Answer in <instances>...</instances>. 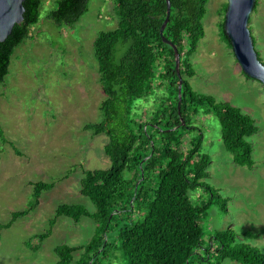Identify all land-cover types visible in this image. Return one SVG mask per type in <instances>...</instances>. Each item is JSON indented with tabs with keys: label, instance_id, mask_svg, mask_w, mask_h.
<instances>
[{
	"label": "rangeland",
	"instance_id": "obj_1",
	"mask_svg": "<svg viewBox=\"0 0 264 264\" xmlns=\"http://www.w3.org/2000/svg\"><path fill=\"white\" fill-rule=\"evenodd\" d=\"M59 1H42L32 37L15 50L9 74L0 84V126L20 152L18 155L9 144L0 142V225L9 223L13 213L28 210L34 183H55L52 190L41 194L35 210L0 231V264H56L57 246L86 245L97 227L90 218L76 223L60 217L49 238L39 243L34 237L48 232L60 205H82L94 214L95 206L80 193L84 170H108L111 165L104 152L108 136H95L84 127L101 120L104 94L94 42L100 32L117 28L114 4L112 0H89L88 11L74 26H67L48 17ZM226 2L209 0L203 19L205 37L190 56L195 76L186 79L197 95L228 103L254 120L259 131L248 141L255 164L249 169L234 163L223 145L221 124L205 103L189 107L191 126L197 130L186 131L182 148L187 150L188 142L201 133L203 153L211 158L206 182L218 190V200L201 219L204 246L210 247L216 232L232 229L241 242L264 254V86L243 73L232 49L219 37ZM258 2L249 29L264 62V0ZM157 82L160 88L137 102L140 116L164 110L176 98L167 82ZM151 181L149 186L154 189L157 180L153 176ZM211 196L202 188L190 193L196 207H202ZM126 217L128 213L123 219ZM133 217L142 219L136 212ZM113 236L112 230L109 237ZM212 246L215 249L217 244ZM79 256L75 253L74 259ZM213 263L214 257L202 264ZM102 264H128V260L115 250L111 260ZM222 264L239 263L226 259Z\"/></svg>",
	"mask_w": 264,
	"mask_h": 264
},
{
	"label": "trees",
	"instance_id": "obj_2",
	"mask_svg": "<svg viewBox=\"0 0 264 264\" xmlns=\"http://www.w3.org/2000/svg\"><path fill=\"white\" fill-rule=\"evenodd\" d=\"M42 1L25 0L23 21L0 43V84L9 74L15 50L32 37ZM170 1L171 15L164 37L181 55L180 112L175 53L160 34L167 17L166 0H112L117 28L100 32L94 42L104 94L99 107L101 120L84 127L95 136H108L104 152L111 165L108 170H84L80 193L95 206L94 214L82 205H60L48 232L34 237L39 243L45 241L51 236L57 219L63 216L76 223L90 218L97 224L95 234L86 245L57 246L56 264H102L111 260L115 250L123 253L128 264H202L213 257V264H222L226 259L239 264H264V254L241 242L232 229L216 232L210 247L204 246L201 219L208 206L218 200L215 196L218 190L206 182L210 178L207 168L211 158L203 153V135L200 133L189 141L187 150L182 148L186 131L197 130L191 126L189 107L205 103L213 111L222 127L223 145L234 163L241 167L251 169L255 164L248 138L259 129L237 107L217 102L211 96L197 95L186 79L195 76L190 56L205 37L203 19L209 0ZM88 3L89 0H60L48 17L57 25L74 26L88 11ZM258 6L256 0L254 11ZM227 7L228 2L224 4V14ZM224 20L219 23V37L232 49L224 31ZM157 79L167 82L176 98L169 101L170 107L140 116L137 102L160 88ZM0 142L9 144L20 154L6 139L1 126ZM153 176L157 180L154 189L149 186ZM54 186L55 183H34L28 210L13 213L9 223L0 225V231L9 229L17 219L35 210L41 194ZM199 188L213 195L202 207H196L190 197ZM135 212L142 219L133 220ZM124 213H128L126 219H123ZM112 230L113 239L109 237ZM213 244H217L215 249ZM33 249L38 250V245ZM77 252L80 256L75 260Z\"/></svg>",
	"mask_w": 264,
	"mask_h": 264
},
{
	"label": "water",
	"instance_id": "obj_3",
	"mask_svg": "<svg viewBox=\"0 0 264 264\" xmlns=\"http://www.w3.org/2000/svg\"><path fill=\"white\" fill-rule=\"evenodd\" d=\"M25 0H0V43L4 42L11 34L14 26L20 24L24 17ZM167 17L163 23L160 34L164 43L170 45L175 53L176 73L179 78L178 110L180 112L182 102L181 55L178 48L167 38L164 31L170 21L171 1L166 0ZM256 0H228L225 14L224 31L231 43L234 56L241 66L243 73L252 79L258 80L264 86V63L260 60L255 48L254 40L249 29V21L254 12ZM181 124L185 122L181 119ZM143 179V174H142Z\"/></svg>",
	"mask_w": 264,
	"mask_h": 264
}]
</instances>
